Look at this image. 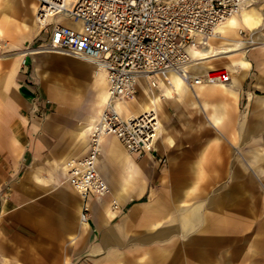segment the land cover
I'll return each instance as SVG.
<instances>
[{"label": "crops", "instance_id": "crops-1", "mask_svg": "<svg viewBox=\"0 0 264 264\" xmlns=\"http://www.w3.org/2000/svg\"><path fill=\"white\" fill-rule=\"evenodd\" d=\"M6 6L2 1V28ZM27 47L0 70V264H264V200L224 144L251 137L223 129L227 100L239 98L247 69L239 86L200 84L190 87L195 94L164 95L150 151L130 153L116 136L102 138L97 164L110 191L88 195L89 218L81 221L82 197L64 165L88 150L91 112L97 111L96 94L91 103L95 66L66 59L71 78L60 85L36 72L32 56L22 63ZM165 83L160 79L155 92L163 94ZM145 86H137L136 96ZM209 104L213 129L179 133L171 127L174 112L185 115L191 105L197 115ZM237 170L242 174H232Z\"/></svg>", "mask_w": 264, "mask_h": 264}, {"label": "built area", "instance_id": "built-area-1", "mask_svg": "<svg viewBox=\"0 0 264 264\" xmlns=\"http://www.w3.org/2000/svg\"><path fill=\"white\" fill-rule=\"evenodd\" d=\"M253 0H37L36 18L46 32L39 50L92 62L106 76L108 99L88 130V150L67 161L66 177L86 203L89 194L109 193L98 169L104 134L119 138L130 153L150 151L158 137L154 110L125 117L118 100L136 95L137 86L155 88L174 74L184 83L222 84L232 71L219 66L189 67L190 48L207 43L218 27ZM57 16V19H47ZM64 17L76 20L64 23ZM27 60V55L22 63ZM112 207L119 203L112 199ZM84 205L80 219L88 220Z\"/></svg>", "mask_w": 264, "mask_h": 264}, {"label": "rangeland", "instance_id": "rangeland-1", "mask_svg": "<svg viewBox=\"0 0 264 264\" xmlns=\"http://www.w3.org/2000/svg\"><path fill=\"white\" fill-rule=\"evenodd\" d=\"M21 2V0H14L10 6L5 7L6 13L4 14L5 21L3 28L1 26L2 18L0 17V26L3 30V34L0 35L1 71L8 66L6 60H13L12 62H14L15 53L20 47L29 46L30 48H39L37 47L38 43H40L46 35L42 27L38 28L37 31L27 33L29 26L23 20L24 15ZM250 5L255 6V8L260 11L262 22L258 27L253 29L244 27L242 34L244 40H246L245 46L229 52V57H242L245 60L244 65H240V71L244 76L246 69L248 72L243 80L239 98L235 101L227 100L228 113L223 119V123H225L223 129L225 132L227 130H244L247 133L249 132L251 137L246 140L241 138L224 139V144L226 147V156L229 159L234 158L236 163L240 166L244 164L245 176L250 174L251 189L257 191L256 195L259 200H264V126H261L262 119H264V0H253V3L249 4V6ZM35 13L36 9L35 12H32V15L36 19ZM68 18L69 17H64L62 21L66 23ZM52 19H57V16H54ZM18 41H20L21 44L19 46H14V42ZM4 55H8V57ZM28 56H32L33 61L31 66L34 65L36 72L43 79L55 80L60 85H68L71 78L72 65L65 61L69 59L72 61L78 60L85 62L71 55L51 51L33 52V54H28L27 57ZM39 59L46 62L49 61V63L43 65L37 63ZM225 60L226 58L221 55L213 58L211 63L214 66L228 68L225 65ZM234 73L235 72L232 71V74ZM258 81L259 85L256 84ZM96 89L97 87L91 84V103L93 102L92 99L95 97ZM91 106L93 108V105ZM55 110H57V108L51 106L50 111ZM185 110V115H175L174 112V117L170 120L171 127H173L174 131L182 133L196 130L204 131L208 128H212L208 122V119L211 118L210 104L204 107L202 111L199 110L197 115L195 114V106L190 105L185 107ZM93 117L95 116L93 112H91V119H93ZM223 152V150L219 151L220 160L224 157L222 155ZM218 173L221 175L223 172L219 171ZM228 174L230 175L231 172L228 171ZM232 174L239 175L242 174V172L237 170L233 171Z\"/></svg>", "mask_w": 264, "mask_h": 264}, {"label": "bare ground", "instance_id": "bare-ground-1", "mask_svg": "<svg viewBox=\"0 0 264 264\" xmlns=\"http://www.w3.org/2000/svg\"><path fill=\"white\" fill-rule=\"evenodd\" d=\"M2 1H4L7 6H10L14 0H0V4L2 3ZM21 1H22L21 3L23 9H25V11L27 12L26 17H24V22L29 26V29L32 30L35 28L38 29L42 27L43 26L42 23H44L45 20H41V22H39V20L36 18L38 20L37 21L32 15V12H35V9L37 11L36 8L37 1L35 0H21ZM252 3L253 1H250L247 4H245L238 12L234 13L223 24H221L217 29L218 33L210 36L207 43H205L202 46L191 47L189 50L191 55V61L188 66L192 68L213 67L214 65L211 63V60L215 57H219L222 55L226 58L225 65L228 67V69L235 72L234 74H232V80L228 83H222V85L227 86V84H229L233 86H239L242 83V79L244 78V74L241 73L240 71V65H244L245 60L242 57H238V58L229 57L230 55L229 52L233 50H238L245 46L246 40H244L242 34L244 27L253 29L258 27L262 22V15L260 11L256 9L255 6L253 5L249 6V4ZM53 17L54 16H48L47 19H52ZM40 51H44V50H39V48L27 47L24 50H22L21 53L25 57L30 52L35 53ZM94 66L97 75V79L95 82V86L97 87V93H96L97 111L94 114L95 117H93L92 122L88 127V130L92 125V123L94 122V120L97 118L98 114L100 113L102 106L108 99V92L106 88L107 81H106L105 73L102 69L96 67V65ZM206 84H213V83H206ZM165 86H166V91L163 92V94L155 92L154 88L145 86L144 93L142 96L138 97L136 95H132L130 97L118 100L116 102L117 108L125 117L137 115L141 112H145L149 110H154L157 114L160 113V116L159 115L157 116L158 117L157 133L159 134L160 127L162 124V114L164 111L163 101H162L163 96L164 95L168 96L174 100L181 96L190 95V92L193 91L189 86H187L184 83L182 78L176 74L170 77V80L165 83ZM193 93L195 94L194 91ZM110 135L112 134H104L101 137L100 150H101L102 138L105 140V138H107ZM67 161L68 160H66L64 165L65 172H67L68 169ZM109 191H110V186H109ZM115 200L118 201L116 197ZM84 205H86L89 208V203H85L82 197V207H81L80 215ZM81 221H85V220L81 219Z\"/></svg>", "mask_w": 264, "mask_h": 264}]
</instances>
